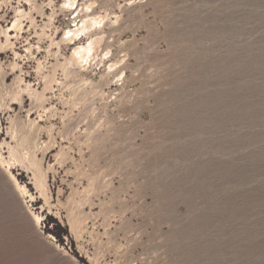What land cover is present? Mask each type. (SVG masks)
Returning <instances> with one entry per match:
<instances>
[{
  "label": "rangeland",
  "instance_id": "1",
  "mask_svg": "<svg viewBox=\"0 0 264 264\" xmlns=\"http://www.w3.org/2000/svg\"><path fill=\"white\" fill-rule=\"evenodd\" d=\"M66 1L0 0V264H264V0Z\"/></svg>",
  "mask_w": 264,
  "mask_h": 264
},
{
  "label": "bare ground",
  "instance_id": "2",
  "mask_svg": "<svg viewBox=\"0 0 264 264\" xmlns=\"http://www.w3.org/2000/svg\"><path fill=\"white\" fill-rule=\"evenodd\" d=\"M67 3V5H68V7H72V6H74L75 5V0H67L66 2H65V4ZM93 5H94V3H93ZM87 10H89L90 9V6L88 7V6H86L85 7ZM76 9H77V7H76ZM77 11V10H76ZM90 11V10H89ZM101 17V16H100ZM84 19V18H83ZM89 21L87 22L86 20L85 21H81V26H80V28L78 27V25H76V30L74 29V30H68L67 31V34H69V36L71 35V37H75V36H77V34L79 33V32H86V31H88L90 28H91V26H93V25H98V24H100L102 21H103V18H99L98 17V19L96 18V19H88ZM15 23H16V21H15ZM13 24V27L16 25V24ZM97 41H98V39H97ZM89 43L88 44H86L85 46L83 45V46H79V47H77V48H75L74 49V51H73V54H72V57H73V59L76 61V62H82V61H85V63H86V61H88V60H90L91 59V57H95L94 56V43H95V41H93V40H90V41H88ZM99 42V41H98ZM97 42V43H98ZM101 42V41H100ZM94 46V47H93ZM117 64H119V63H117ZM115 65H112L111 67H114ZM110 67V68H111ZM177 84V83H176ZM184 85H185V83H184ZM187 85H189V84H187ZM177 88V87H176ZM175 88V89H176ZM178 88H180V87H178ZM174 89V90H175ZM179 92H180V90H179ZM184 93V92H183ZM157 102V101H156ZM223 102V101H222ZM222 105V104H221ZM220 104H219V106H221ZM198 106V105H197ZM218 106V105H217ZM196 107V106H195ZM202 107V106H201ZM201 109V108H200ZM199 109V110H200ZM206 109V108H205ZM182 110V109H181ZM185 110H186V108H185ZM216 110V109H215ZM189 111V110H188ZM217 111H218V109H217ZM181 112V111H180ZM218 114V113H217ZM221 114H223V113H221ZM165 115V114H164ZM184 113H183V116H182V118L184 117ZM187 115V114H186ZM197 115V114H196ZM181 116V115H180ZM213 116V115H212ZM215 116H216V114H215ZM178 117V119L177 120H180L179 119V116H177ZM188 117V116H187ZM186 117V118H187ZM189 117H191V116H189ZM197 117V116H196ZM196 117H194V118H196ZM217 117V116H216ZM222 117V116H221ZM163 118V117H162ZM194 118H190V119H194ZM200 118V117H199ZM208 118V117H207ZM211 118V117H210ZM223 118V117H222ZM198 119V118H197ZM201 119H203V118H201ZM183 120V119H182ZM185 120V119H184ZM183 120V121H184ZM200 120V119H199ZM205 120V119H204ZM186 121V120H185ZM195 121H198V120H195ZM187 122V121H186ZM202 122V121H201ZM215 122H216V120H215ZM197 123V122H196ZM195 123V124H196ZM167 124H170V123H167ZM179 124L180 123H178V126H179ZM192 124V123H191ZM190 124V125H191ZM204 124V123H203ZM213 124V123H212ZM164 125H166V124H164ZM174 125H176V123L174 124ZM189 125V124H188ZM193 125V124H192ZM214 125V124H213ZM217 125V124H216ZM167 126V125H166ZM177 126V125H176ZM181 126V125H180ZM203 126V125H202ZM181 127H183V126H181ZM180 127V128H181ZM192 127V126H191ZM184 128V127H183ZM193 128V127H192ZM219 128V127H218ZM172 130V129H171ZM170 130V131H171ZM192 130V129H191ZM172 134V133H171ZM167 135V134H166ZM217 135V134H216ZM168 136H170V135H168ZM172 136V135H171ZM174 136V135H173ZM181 136V135H180ZM194 136V135H193ZM196 136V135H195ZM170 138V137H169ZM163 139V138H162ZM171 139H172V137H171ZM175 139H178V138H176L175 137ZM175 139H174V141H175ZM178 140H180V139H178ZM178 140H177V142H178ZM165 141H167L166 139H165ZM169 141V143H170V140H168ZM171 141H173V140H171ZM173 141V142H174ZM182 141V140H181ZM185 141V140H184ZM163 142V141H162ZM176 142V141H175ZM177 142H176V144H177ZM196 142V141H195ZM204 143V142H203ZM222 143V142H221ZM174 144V143H173ZM176 144H174L175 145V147L178 145V144H180V143H178L177 145ZM189 144V143H188ZM193 144V143H192ZM205 144V143H204ZM213 144H215V143H213ZM223 144V143H222ZM221 144V145H222ZM171 145H172V142H171ZM184 145V144H183ZM182 145V146H183ZM196 145H198L197 143H196ZM208 145V144H207ZM159 146V145H158ZM190 146V145H189ZM195 146V145H194ZM180 147V146H179ZM186 147H188V146H186ZM197 147V146H196ZM172 148V147H171ZM198 148V147H197ZM165 149H166V147H165ZM181 149V148H180ZM184 149V148H183ZM182 149V150H183ZM179 150V149H178ZM192 150V149H191ZM197 150V149H196ZM187 151V150H186ZM157 152V151H156ZM162 153V152H161ZM165 153V152H164ZM175 153V152H174ZM177 153V152H176ZM176 153H175V155H176ZM180 153H182V152H180ZM180 153H178L179 155H180ZM159 154V153H158ZM169 154V153H168ZM171 154V153H170ZM177 154V155H178ZM175 155H173V157L175 156ZM178 155V156H179ZM164 156V155H163ZM170 156V155H169ZM172 156V155H171ZM212 156H214V155H212ZM212 156L210 155V157L212 158ZM216 156V155H215ZM158 158V157H157ZM163 158V157H162ZM164 158H166V157H164ZM181 158V157H180ZM152 159V158H151ZM188 159V158H187ZM159 160H160V157H159ZM190 160V159H189ZM208 160V159H207ZM195 161V160H194ZM193 161V162H194ZM201 161V160H200ZM211 161V160H210ZM155 162V161H154ZM211 162H213V161H211ZM197 163V162H196ZM200 163V162H199ZM198 163V164H199ZM212 164V163H211ZM204 165V164H203ZM211 172V171H210ZM163 174V173H162ZM165 175V174H164ZM167 175V174H166ZM165 175V176H166ZM170 175V174H169ZM172 175V174H171ZM170 177V176H169ZM174 177V176H173ZM164 179V178H163ZM168 179V178H167ZM170 179V178H169ZM154 181V180H153ZM169 184V183H168ZM171 184V183H170ZM198 220V219H197Z\"/></svg>",
  "mask_w": 264,
  "mask_h": 264
}]
</instances>
